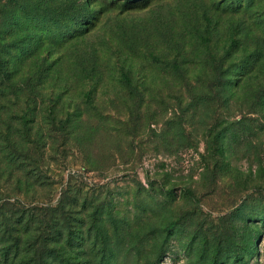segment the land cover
<instances>
[{"label":"rangeland","instance_id":"1","mask_svg":"<svg viewBox=\"0 0 264 264\" xmlns=\"http://www.w3.org/2000/svg\"><path fill=\"white\" fill-rule=\"evenodd\" d=\"M0 264H264V0H0Z\"/></svg>","mask_w":264,"mask_h":264},{"label":"trees","instance_id":"2","mask_svg":"<svg viewBox=\"0 0 264 264\" xmlns=\"http://www.w3.org/2000/svg\"><path fill=\"white\" fill-rule=\"evenodd\" d=\"M247 64H248V61L244 59L242 64H240V65L242 68H245L247 66Z\"/></svg>","mask_w":264,"mask_h":264}]
</instances>
